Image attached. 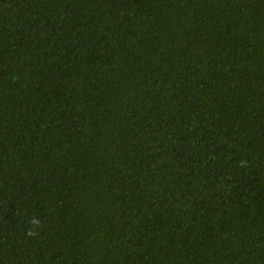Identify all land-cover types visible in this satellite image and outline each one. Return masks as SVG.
<instances>
[{
	"label": "trees",
	"instance_id": "1",
	"mask_svg": "<svg viewBox=\"0 0 264 264\" xmlns=\"http://www.w3.org/2000/svg\"><path fill=\"white\" fill-rule=\"evenodd\" d=\"M0 264H264V0H0Z\"/></svg>",
	"mask_w": 264,
	"mask_h": 264
}]
</instances>
